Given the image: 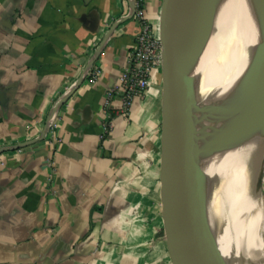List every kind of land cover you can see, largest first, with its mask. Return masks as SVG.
Segmentation results:
<instances>
[{
    "label": "crops",
    "instance_id": "0c3cea01",
    "mask_svg": "<svg viewBox=\"0 0 264 264\" xmlns=\"http://www.w3.org/2000/svg\"><path fill=\"white\" fill-rule=\"evenodd\" d=\"M161 2L143 0L154 23ZM129 12L130 0H0V264H173L162 68L128 110L117 94L106 105L140 26L134 16L92 61ZM87 66L101 68L96 82L81 79Z\"/></svg>",
    "mask_w": 264,
    "mask_h": 264
},
{
    "label": "bare ground",
    "instance_id": "6f19581e",
    "mask_svg": "<svg viewBox=\"0 0 264 264\" xmlns=\"http://www.w3.org/2000/svg\"><path fill=\"white\" fill-rule=\"evenodd\" d=\"M253 7V0H209L188 41L202 74L201 91L188 96L199 161L219 243L232 264H264V137L244 69Z\"/></svg>",
    "mask_w": 264,
    "mask_h": 264
},
{
    "label": "water",
    "instance_id": "95a60500",
    "mask_svg": "<svg viewBox=\"0 0 264 264\" xmlns=\"http://www.w3.org/2000/svg\"><path fill=\"white\" fill-rule=\"evenodd\" d=\"M209 0H162L159 31L162 42V74L164 95V151L162 156V215L173 264H232L221 249L213 220L208 193L199 161L193 112L188 96L200 90L201 77L188 48L189 36L201 19ZM252 27L254 40L246 50L250 89L256 125L264 137V0H253ZM130 12L110 26L92 61L101 51L116 26L133 16ZM91 61V62H92ZM90 66L84 68L81 79ZM244 69L242 73L244 72ZM217 87L209 92H216ZM64 97L50 109L43 133L59 110ZM227 112L229 109L214 107ZM261 176L264 166V146ZM261 176L259 191L261 194Z\"/></svg>",
    "mask_w": 264,
    "mask_h": 264
},
{
    "label": "built area",
    "instance_id": "2783aa9c",
    "mask_svg": "<svg viewBox=\"0 0 264 264\" xmlns=\"http://www.w3.org/2000/svg\"><path fill=\"white\" fill-rule=\"evenodd\" d=\"M133 2L135 8L133 16L138 20L140 26L128 54L126 64L120 72L119 83L107 91L105 100L106 105H108L113 95H120L125 110H128L136 97H143L146 94L154 72L161 68L162 65V42L159 22L154 23L146 16L143 0H133ZM100 73L101 68L94 66L86 72L85 77L89 78L91 82H96ZM57 113L58 111L48 123L46 132L51 133L53 131ZM107 116L105 131H109L111 126V114L107 112Z\"/></svg>",
    "mask_w": 264,
    "mask_h": 264
},
{
    "label": "rangeland",
    "instance_id": "374dc122",
    "mask_svg": "<svg viewBox=\"0 0 264 264\" xmlns=\"http://www.w3.org/2000/svg\"><path fill=\"white\" fill-rule=\"evenodd\" d=\"M260 176H261V171H260ZM260 178V177H259ZM261 195L264 198V166H263V171H262V176H261Z\"/></svg>",
    "mask_w": 264,
    "mask_h": 264
}]
</instances>
